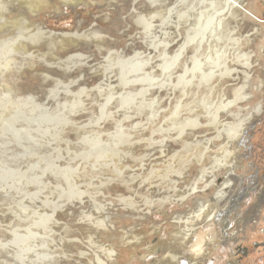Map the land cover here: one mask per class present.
Returning <instances> with one entry per match:
<instances>
[{
	"label": "rangeland",
	"instance_id": "374dc122",
	"mask_svg": "<svg viewBox=\"0 0 264 264\" xmlns=\"http://www.w3.org/2000/svg\"><path fill=\"white\" fill-rule=\"evenodd\" d=\"M0 10V264H189L195 243L264 264V0ZM86 218L96 245L67 232Z\"/></svg>",
	"mask_w": 264,
	"mask_h": 264
},
{
	"label": "bare ground",
	"instance_id": "6f19581e",
	"mask_svg": "<svg viewBox=\"0 0 264 264\" xmlns=\"http://www.w3.org/2000/svg\"><path fill=\"white\" fill-rule=\"evenodd\" d=\"M14 1L15 3H19V4H24V5H27L28 8H31L32 11H34L35 8L39 7V6H42L44 4V1L45 0H12ZM0 12H2V10H0ZM206 87L204 85H201V86H195V89L197 90H194L193 88L190 89V94L192 97H196L198 95V93L202 92ZM231 94L232 96H235L236 98L238 97L237 93L232 90L231 91ZM191 102V101H190ZM193 102V101H192ZM197 110V109H196ZM201 111V110H200ZM212 125L210 126H215V125H218L219 124V119H218V116L217 115H214L212 116V120L209 121ZM242 123V122H241ZM193 124V123H192ZM230 124V123H229ZM182 126V125H181ZM230 126V125H229ZM179 128V127H178ZM181 128V127H180ZM239 129V122H236L235 120H233L231 122V127H224V130L227 131V133L229 135H231V137L233 138L235 136V133L237 132V130ZM247 129V128H246ZM245 129V133L247 134V131ZM226 133V134H227ZM229 137V138H231ZM233 140V139H232ZM233 168V166H232ZM168 172V170H167ZM237 180V178L233 177V174L232 173H228L225 177V180L223 181V184L220 185L219 187V190L217 192V195L219 196L220 193H222L224 196L225 195H229L231 194V192H233V190L235 189L233 187V184L234 182ZM238 182H239V178H238ZM232 188H234L232 190ZM246 192V191H245ZM227 197V198H228ZM219 201V200H218ZM198 206V205H197ZM200 213V212H199ZM220 215V213H218L216 215L215 218H218V216ZM196 216V215H195ZM212 216V215H211ZM211 216H209L207 219H206V222L209 221V218H211ZM212 220V219H210ZM101 225H98V224H95L94 222H91V220L89 221L88 218L86 219H81L78 224L76 226H68L67 227V232H69L70 234H80V237H84V238H87L91 244L93 245H96L93 241V238L96 234V231H98V227H100ZM100 231V230H99ZM103 237L104 238H113L115 237V234L113 233H106V232H101ZM120 239H124V236L120 235ZM126 240L129 241V238L126 237ZM70 241V240H69ZM121 244H126L125 242H120ZM201 244L199 243H195L193 245V247L191 248L190 250V255H188V258H189V261H190V264H194L196 263V261H198V259L202 258L205 256L207 250L204 249V247H202L201 249ZM76 246V245H75ZM74 244H73V248H75ZM78 247V246H77ZM96 247V246H95ZM200 248V249H199ZM171 250V249H169ZM168 250V251H169ZM182 253L185 252L184 250L181 251ZM111 253V252H110ZM181 253V254H182ZM109 255V252L106 253V256ZM168 255H169V252H168ZM170 258L168 259V263L165 261L164 263L162 264H170L172 262L175 263V261L178 260V257L179 255H169ZM100 259H98V263L100 264ZM90 261V260H89ZM91 262V261H90Z\"/></svg>",
	"mask_w": 264,
	"mask_h": 264
},
{
	"label": "flooded vegetation",
	"instance_id": "af4514ba",
	"mask_svg": "<svg viewBox=\"0 0 264 264\" xmlns=\"http://www.w3.org/2000/svg\"><path fill=\"white\" fill-rule=\"evenodd\" d=\"M257 175V174H256ZM255 176V178L252 180V184L248 185L246 187V189L244 190V193L242 194V198L245 199L249 196V192H253L255 190H257L259 187V185H257V176ZM248 190V191H247ZM246 191V192H245ZM260 195V193H258V196ZM242 199V200H243ZM264 207V203L261 207V210H260V214H259V218L261 217V213H262V208ZM230 217V216H229ZM229 217L224 221V223L229 220ZM227 223V222H226ZM225 231V230H224ZM263 231V235H264V229L262 230ZM220 236L224 237V233H223V229H222V232L220 234ZM222 240V238H220ZM216 244H219V243H216ZM253 247H262L264 246V243H259V242H253ZM218 249V248H217ZM213 250V251H207L205 256L202 257L200 260L196 261L195 264H212V261H213V255L215 253V251L217 250ZM249 257V250L247 249V247H244L243 245H237L235 247V250L233 251V260L231 261H226L225 263L223 264H246L244 262V259H247ZM190 264V263H189Z\"/></svg>",
	"mask_w": 264,
	"mask_h": 264
},
{
	"label": "water",
	"instance_id": "95a60500",
	"mask_svg": "<svg viewBox=\"0 0 264 264\" xmlns=\"http://www.w3.org/2000/svg\"><path fill=\"white\" fill-rule=\"evenodd\" d=\"M240 199H241V198H240ZM238 202H239V201H238ZM235 207H237V204H236ZM232 211H233V208H232L231 211H227V213L225 214L224 220H226V219L229 217V214H230ZM221 228L224 229L222 226H221Z\"/></svg>",
	"mask_w": 264,
	"mask_h": 264
}]
</instances>
